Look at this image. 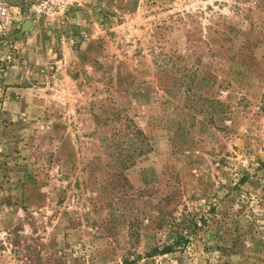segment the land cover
Returning <instances> with one entry per match:
<instances>
[{
  "label": "rangeland",
  "instance_id": "rangeland-1",
  "mask_svg": "<svg viewBox=\"0 0 264 264\" xmlns=\"http://www.w3.org/2000/svg\"><path fill=\"white\" fill-rule=\"evenodd\" d=\"M98 1L0 49V264H264V0Z\"/></svg>",
  "mask_w": 264,
  "mask_h": 264
},
{
  "label": "built area",
  "instance_id": "built-area-1",
  "mask_svg": "<svg viewBox=\"0 0 264 264\" xmlns=\"http://www.w3.org/2000/svg\"><path fill=\"white\" fill-rule=\"evenodd\" d=\"M76 4V0H0V49L12 48L15 30L25 21L36 24L64 19ZM80 37L74 35L76 40ZM4 69L0 67V79L6 75Z\"/></svg>",
  "mask_w": 264,
  "mask_h": 264
},
{
  "label": "crops",
  "instance_id": "crops-1",
  "mask_svg": "<svg viewBox=\"0 0 264 264\" xmlns=\"http://www.w3.org/2000/svg\"><path fill=\"white\" fill-rule=\"evenodd\" d=\"M96 2L97 3H99V1L98 0H80V2L78 3V4H76V5H74L68 12H70L69 14H74V15H76V17L77 16H79V15H81V16H83V14H87V13H89V12H91V8H92V6H93V4H96ZM71 21H73V20H71ZM71 23H73V22H71ZM18 30V29H17ZM77 30V32H75V33H79V32H81L82 30H79L78 28L76 29ZM82 33V32H81ZM22 36V33H17L16 35H15V37L17 38V37H21ZM27 38V37H26ZM20 44L22 45L23 43H21V42H16L15 41V44H14V47L17 49L16 50V54L19 56V58H24L25 56H23L21 53L23 52H25L26 53V57L28 58V57H31L32 58V56H31V54H29L28 53V51H24V49L25 48H23V45L22 46H20ZM34 57V56H33ZM33 60H34V58H32ZM30 60V59H29ZM28 60V61H29ZM32 60V61H33ZM31 61V60H30ZM17 76V75H16ZM15 76V77H16ZM10 78V77H9ZM11 79V78H10ZM11 83V82H10ZM8 91H12V93H13V91H14V93H16V94H18L19 93V91H21V89L20 88H8Z\"/></svg>",
  "mask_w": 264,
  "mask_h": 264
},
{
  "label": "trees",
  "instance_id": "trees-1",
  "mask_svg": "<svg viewBox=\"0 0 264 264\" xmlns=\"http://www.w3.org/2000/svg\"><path fill=\"white\" fill-rule=\"evenodd\" d=\"M180 246H181V244L178 242V239H174V240H172L171 244L163 246L162 248L153 249L152 253L153 254L158 253L159 255H163V254L170 253L171 251H173V249H176ZM125 264H127V263H125Z\"/></svg>",
  "mask_w": 264,
  "mask_h": 264
},
{
  "label": "water",
  "instance_id": "water-1",
  "mask_svg": "<svg viewBox=\"0 0 264 264\" xmlns=\"http://www.w3.org/2000/svg\"><path fill=\"white\" fill-rule=\"evenodd\" d=\"M29 23V22H28ZM30 24V23H29Z\"/></svg>",
  "mask_w": 264,
  "mask_h": 264
}]
</instances>
